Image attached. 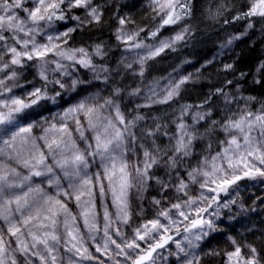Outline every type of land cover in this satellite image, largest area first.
<instances>
[{"label": "clouds", "instance_id": "1", "mask_svg": "<svg viewBox=\"0 0 264 264\" xmlns=\"http://www.w3.org/2000/svg\"><path fill=\"white\" fill-rule=\"evenodd\" d=\"M0 264H264V0H0Z\"/></svg>", "mask_w": 264, "mask_h": 264}]
</instances>
